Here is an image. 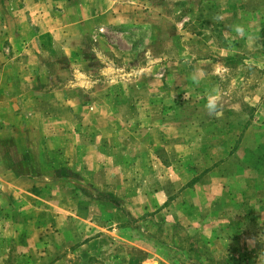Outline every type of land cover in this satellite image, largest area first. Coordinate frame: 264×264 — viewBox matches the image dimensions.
Instances as JSON below:
<instances>
[{"label":"rangeland","instance_id":"374dc122","mask_svg":"<svg viewBox=\"0 0 264 264\" xmlns=\"http://www.w3.org/2000/svg\"><path fill=\"white\" fill-rule=\"evenodd\" d=\"M38 1L43 0H0V62L15 49L4 39L8 30L38 33L31 15L22 13L25 24L18 21L21 6ZM112 2L118 9L105 13L108 26L102 27L82 26L92 17L89 11H42L43 24L58 17L53 32L58 39L44 44L36 65L50 87L44 95L51 104L48 112L59 113L55 100L60 95L51 85L57 78L59 83L71 79L68 64L84 66L78 52L91 51L89 89L99 103L108 101L92 109L93 121L106 133L101 144L108 151L107 170L83 172L77 185L70 180L53 186L43 179L35 195L21 189V181L8 188L0 180V264H264V0ZM72 19H80V25ZM234 23L245 26L243 37L232 32ZM68 33L76 41H61ZM70 51L77 59H68ZM10 62L14 70L25 63L34 66L33 60ZM137 70L142 85L133 91L131 74ZM147 86L157 96L165 91L169 104L163 114L172 122L164 123L160 107L152 108L154 126H147L155 127L153 136L141 129L140 142L146 149L151 142L153 150H132L130 139L115 141L110 133L115 126L131 130L132 98L145 102ZM209 102L216 105L214 113L207 109ZM8 134L0 136L13 141ZM116 144L126 150L116 151ZM136 152L142 159L138 171L131 164ZM121 157L123 171L116 167ZM4 169L0 161L1 177ZM50 171L45 166L46 176ZM234 228L244 230L245 238L233 236Z\"/></svg>","mask_w":264,"mask_h":264},{"label":"crops","instance_id":"0c3cea01","mask_svg":"<svg viewBox=\"0 0 264 264\" xmlns=\"http://www.w3.org/2000/svg\"><path fill=\"white\" fill-rule=\"evenodd\" d=\"M50 1L51 10L48 9L46 0H43L40 5L38 1L32 5L26 4L21 6L22 10L18 13V21H24L25 18L22 17V13L23 16L25 15L26 17L31 15L32 20H36V22H34L35 25L39 26L40 29H37L39 30L37 31L38 33L29 35L19 34L21 31L19 33H14L13 30H8V34L4 39H9L8 41L15 45L14 48L16 50L11 49L10 57L5 55L2 58L3 60H1L2 62H6L3 64L0 62V135L10 133L8 135L14 139L13 141L9 139V141L6 140V136H0V161L5 165V169L2 173L3 176L1 177L0 175V180L2 181L1 185L2 187L10 188L12 187L13 180L16 182L21 181V189L25 188V191H27L29 188L30 192L34 195L36 194L35 190L38 183L43 179L51 180L53 186L54 184H61L62 181H67V184H69L68 181L70 180L75 183L74 185H77V183L80 182L77 177L82 179L83 172L88 173L90 171L89 173L93 174V172L99 173V171H101L105 174L108 164V151L103 150L104 147L101 144V140L106 138V133L100 128L99 124H96V122L93 121L92 114L96 112V110H92L94 107L106 106V102L108 101L101 100L102 104L99 103V100L92 97V94L94 93L92 92V88L89 89V87L93 85L90 77L92 76V70L88 63L90 62L89 53L91 51L88 53L83 49V51L78 52V56L83 60L84 66L72 62L68 64V77H72L71 79L69 78L65 83H59V78H57L55 82L56 85H51L53 88L51 90L59 93L61 96L55 100V105L59 108V113H54V111L53 113L48 112L51 104H48L44 95H46V89L50 87L45 86L42 75L39 78L36 73V65L38 56L40 57V53L43 51L44 44H46L47 41L53 42V39L54 41L58 39V36L53 34L55 28L58 27V23L56 22L58 17L55 16L54 18L53 16H50L48 20L49 24H43L47 16L45 13H42V11L46 12V10H49L50 12H54L52 10H56L58 13L65 10L89 11L92 14V17L91 19H84L82 26L94 28L96 26H108V23L104 22L106 17L105 13L112 11L116 12L119 5L114 3L115 1L112 2V0ZM77 4H79V6ZM92 12H94V14ZM69 17L70 16L65 17V20L67 21ZM114 17L115 16L113 15V21H115ZM26 21L27 20L25 19V22L23 23L25 24ZM80 21V19H72L73 23L71 24H77L79 26L81 23ZM115 23L116 22H113V24ZM28 24L30 23L28 22ZM46 26H48L47 29H45ZM40 30L45 32L51 31L52 33L50 32L44 35L41 34ZM69 34L71 33L64 34L61 41L70 43L76 41V39H74L76 36L74 34L69 36ZM90 39L91 38L87 34L84 38V44L92 43V40ZM66 55L68 59H77L76 52H66ZM95 55L98 56V53L96 52ZM60 57L61 53H58L57 58ZM15 59H19V61L27 60L28 62H32L33 60V69H30L28 63H25L24 67H16L14 70L13 64L10 60L13 61ZM144 71H150V69ZM39 74L41 73L39 72ZM117 76L118 75L114 77L115 81L117 80ZM140 79L141 76L139 70L135 72L132 71L131 85L132 90L134 89L133 91H136V89L139 90L140 85H142L140 84ZM142 80L150 82V79L148 80V78H142ZM117 83L122 85L123 82L119 79V82ZM109 85L110 84H108V86ZM102 86V90L107 89L105 85ZM147 88L148 95L150 96L145 102H142L140 97L136 95L132 98L131 107L133 108V115L131 119L132 125L130 126L131 130L125 132L115 126L110 133L111 137L114 136L115 141H120L121 137L123 143L130 139L132 150H153L151 142L147 149L142 148L140 142L141 129H147L146 133H150L149 137L153 136V133L151 132L155 127L149 125L148 128L147 126L148 123L153 124L154 126L152 121L155 119V116L151 111L152 108L160 107L162 115L160 114L159 117L164 123L171 124L172 122V120L166 122L167 118L163 114L165 105L169 104V98H164L165 96L167 97L165 91L160 92V96H157L151 86H147ZM30 90H37L39 91L38 93L41 94L39 96L34 95L33 93L30 95L28 94ZM51 90L47 93H51ZM36 109L45 111V113L37 115L35 113ZM83 110L86 112L85 114L83 113ZM141 110H143V115L140 114ZM82 115L83 118H80ZM90 115V120H87ZM157 119L158 117L156 118V121ZM175 120L180 121L179 119L174 118V123H176ZM212 120L213 119L210 120V123H212ZM31 122H33V124L29 125ZM163 131L166 133V128L163 127ZM33 133L37 134L34 139L32 138ZM40 133L42 135H40ZM179 134L182 135L181 133ZM163 137L167 138L169 135L167 134V137L166 135ZM142 144L144 145L145 141ZM122 145L116 144L115 150L118 151L119 146L121 147L120 150H126V147ZM115 150L112 148V150L109 151L110 153H113ZM45 156L47 157L45 158ZM140 159L139 153L136 152L135 156L132 154L131 164L133 170L138 171L140 169ZM136 160L138 164L135 162ZM119 161V165L116 167H119V170L123 171L124 159L121 157ZM45 166H48L51 169V173L48 176H46L45 173ZM64 167L66 171L65 174H62L61 169ZM74 167H76V170L81 173L80 175H77L76 172H71L72 168L73 171H76ZM54 171L58 173H53ZM138 174L139 173L135 172V175H133V181L138 180L135 202L140 201ZM151 195L152 196L149 195L147 200L149 205L153 204L152 199H155L156 194L154 193ZM235 230L233 231V236L242 239L245 238L246 233L244 230ZM229 234L231 233L229 232ZM227 238L228 237H226L224 241H227ZM198 247H201V244H199Z\"/></svg>","mask_w":264,"mask_h":264},{"label":"clouds","instance_id":"9594fccd","mask_svg":"<svg viewBox=\"0 0 264 264\" xmlns=\"http://www.w3.org/2000/svg\"><path fill=\"white\" fill-rule=\"evenodd\" d=\"M218 19H223V17H218ZM232 32H234L237 36L243 37L245 35L246 29L242 23H234L232 26ZM207 109L209 113H214L216 111V105L214 102H209L207 105Z\"/></svg>","mask_w":264,"mask_h":264}]
</instances>
